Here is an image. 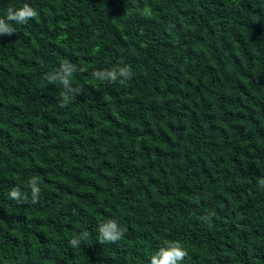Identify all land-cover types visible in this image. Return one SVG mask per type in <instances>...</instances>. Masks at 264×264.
<instances>
[{"label": "trees", "instance_id": "16d2710c", "mask_svg": "<svg viewBox=\"0 0 264 264\" xmlns=\"http://www.w3.org/2000/svg\"><path fill=\"white\" fill-rule=\"evenodd\" d=\"M25 3L37 17L0 36V264H150L171 241L181 264H264V0H0V18ZM64 61L61 108L45 76ZM123 65L124 84L91 75ZM108 219L127 231L102 245Z\"/></svg>", "mask_w": 264, "mask_h": 264}, {"label": "clouds", "instance_id": "9594fccd", "mask_svg": "<svg viewBox=\"0 0 264 264\" xmlns=\"http://www.w3.org/2000/svg\"><path fill=\"white\" fill-rule=\"evenodd\" d=\"M38 12L27 3L22 8L13 9L9 7L7 9L6 18H0V36L7 35L12 36L16 34V28L12 26L11 22H15L18 25H26L29 20L36 18ZM77 67L68 61H64L59 69L53 73L45 76V79L49 84H57L64 89V99L60 104V107H66L69 103V97L78 93V89L72 87L71 77L77 71ZM79 71L83 72L86 69L80 68ZM92 77L100 82L119 83L124 84L127 81L132 80L134 73L130 66L123 65L117 66L110 70H96L91 73ZM259 187L264 188V179L259 180ZM29 187L31 189V198L33 202H36L39 198L40 188L38 187V180L33 177L29 181ZM9 197L20 203L26 201L27 197L24 196L19 187H14L9 192ZM214 213H208L200 219L205 223H211V219ZM126 229H122L114 219H108L102 222L97 229V241L104 244H113L121 239L126 232ZM80 239L73 237L70 244L73 247H77L80 244ZM188 253L183 249L179 241H171L166 247L160 248L150 260V264H181V262L187 257Z\"/></svg>", "mask_w": 264, "mask_h": 264}]
</instances>
